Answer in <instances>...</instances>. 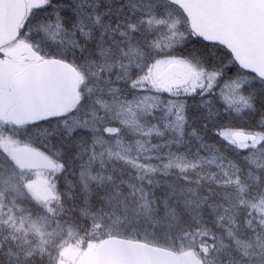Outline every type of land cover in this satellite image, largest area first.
Here are the masks:
<instances>
[{"label": "snow or ice", "instance_id": "6c2138e0", "mask_svg": "<svg viewBox=\"0 0 264 264\" xmlns=\"http://www.w3.org/2000/svg\"><path fill=\"white\" fill-rule=\"evenodd\" d=\"M0 264H264V0H0Z\"/></svg>", "mask_w": 264, "mask_h": 264}]
</instances>
